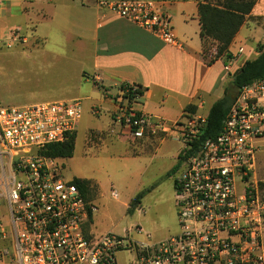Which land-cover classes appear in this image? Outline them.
Listing matches in <instances>:
<instances>
[{"label":"built area","instance_id":"1","mask_svg":"<svg viewBox=\"0 0 264 264\" xmlns=\"http://www.w3.org/2000/svg\"><path fill=\"white\" fill-rule=\"evenodd\" d=\"M94 1L181 46L158 0ZM26 43L17 27L6 46ZM139 90L121 89L114 122L135 141L184 144L175 179L178 235L152 243L135 240L132 233L144 234L139 226L123 236L94 231L97 205L64 179L63 160L44 153L76 131L82 103L73 100L0 107V239L7 237L6 217L18 264H119L118 255L129 252L132 264H264V197L255 173L264 137V78L238 91L220 134L203 141L207 118L190 113L174 123L155 118L136 108ZM111 195L118 197L115 190Z\"/></svg>","mask_w":264,"mask_h":264},{"label":"crops","instance_id":"2","mask_svg":"<svg viewBox=\"0 0 264 264\" xmlns=\"http://www.w3.org/2000/svg\"><path fill=\"white\" fill-rule=\"evenodd\" d=\"M158 1L171 16L181 46L163 42L153 33L99 8L94 0H0V46L8 49L3 51L4 58L10 55L14 61L7 69L3 68L6 77L12 76L10 72L16 79L22 75L24 79L44 76L51 83L44 96L50 101L41 103L73 100L82 103L73 157L79 130H88L84 151L93 145L97 148L111 145L115 135L129 136L114 122L118 97L125 85L140 88L142 95L136 108L155 118L170 123L179 121L185 113L207 118L217 101L226 94L235 93L234 74L245 62L256 59L258 45H264V0L255 1L229 49L212 63L203 55L198 0ZM17 27L21 28L27 43L16 45L27 46L34 40L43 41L47 46L33 47L29 54L26 50L18 52L8 48L10 31ZM240 49L243 52L240 53ZM1 51L2 48L0 56ZM45 53L52 58L37 56ZM18 54L24 59H18L15 56ZM25 60L27 63H19ZM33 104L40 103L29 105ZM189 106L195 107L196 112L186 111ZM95 108L98 114L93 113ZM102 111L109 114L108 126L105 129L99 125L86 127L89 116L100 117ZM168 141L175 140L158 143L163 147ZM137 142L130 137L123 157L105 159L127 160L149 151L147 142L143 145ZM258 143L255 171L264 192V137ZM168 147L167 144L168 156L173 159L177 156L178 160L181 149L173 153ZM77 179L91 180L95 192L100 194V180ZM137 193L132 195L130 202ZM130 202L124 204L127 210Z\"/></svg>","mask_w":264,"mask_h":264},{"label":"rangeland","instance_id":"3","mask_svg":"<svg viewBox=\"0 0 264 264\" xmlns=\"http://www.w3.org/2000/svg\"><path fill=\"white\" fill-rule=\"evenodd\" d=\"M45 46L47 45L43 41L32 40L27 46L15 45L12 49L13 51L19 50L18 52L26 50V53L29 54V49ZM0 48H2V56H0V107H22L32 103L50 101L45 100L44 96L48 94L45 91L50 88L51 83L45 80L44 76L35 79H32V76H27L24 79V75H22L16 79L14 73L10 72L12 76L6 77L3 68L7 69V66L14 61L11 60L10 55L4 58L3 51L6 52L8 49L3 48V46ZM15 56L18 59L22 58L20 54ZM37 56L52 58V55L46 53ZM19 63L27 62L25 60ZM109 121V114L102 111L100 117L89 116L86 127L99 125L105 129ZM87 133L88 130H79L76 154L72 159L63 160L62 165L63 177L66 180L92 177L101 182V192L100 194L96 193L92 200L98 207V211L91 218L94 231L97 233L113 231L123 236L127 230H133L139 226L143 229L144 234L132 233L135 240L152 243L177 236L180 229L177 214L178 198L174 181L180 174L181 168L173 176H167L178 160L177 156L175 159L168 156L165 146L168 144V148L174 153L178 148L182 150L184 144L176 141H168L163 147H161V143L158 145L151 144L153 149L147 153L127 160L116 158L117 160L114 161L105 158L123 157L129 148L130 136L115 135L111 145L103 144L99 148L93 145L89 147L88 151H84L83 143ZM137 143L139 145L144 144L143 141ZM257 179L259 180V178ZM260 187L264 197L261 181ZM113 190L116 191L117 198H113L111 195ZM137 192H145V196L141 204L128 213L124 204L129 203L132 195ZM4 210L2 208L1 212ZM3 219L7 237L0 239V264H18L14 254V239L9 225L5 223L8 218ZM5 251L8 253L7 255L4 254ZM133 260L134 254L131 252L118 255L119 264H132Z\"/></svg>","mask_w":264,"mask_h":264},{"label":"trees","instance_id":"4","mask_svg":"<svg viewBox=\"0 0 264 264\" xmlns=\"http://www.w3.org/2000/svg\"><path fill=\"white\" fill-rule=\"evenodd\" d=\"M256 0H198V14L200 20V38L203 44V55L208 63H212L215 59L222 57L239 30L243 26ZM216 44L217 48L213 54L212 46ZM259 55L256 59L244 63L238 72L233 76L232 84L235 88V93L226 94L221 100L217 101L207 116V123L205 125L204 134L201 140L216 138L223 126V121L234 102L238 91L254 82L264 78V45L260 44L257 47ZM139 96L142 91H138ZM186 111L196 112L193 106L187 107ZM76 131L71 133L65 142L48 145L44 151L45 155L55 159L67 160L71 159L75 152L76 146ZM144 143L147 142L149 150L153 149L151 144H157L158 140H139ZM138 141V142H139ZM183 155L178 156L177 164L169 171L168 176H173L181 166ZM175 183V181H174ZM75 184L84 198L91 202L96 194V187L91 180L73 179ZM145 192H139L131 200L127 212H131L137 208Z\"/></svg>","mask_w":264,"mask_h":264}]
</instances>
